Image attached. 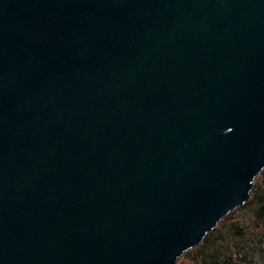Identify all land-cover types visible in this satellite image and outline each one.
Segmentation results:
<instances>
[{"label": "water", "instance_id": "95a60500", "mask_svg": "<svg viewBox=\"0 0 264 264\" xmlns=\"http://www.w3.org/2000/svg\"><path fill=\"white\" fill-rule=\"evenodd\" d=\"M264 170V0H0V264H178Z\"/></svg>", "mask_w": 264, "mask_h": 264}, {"label": "trees", "instance_id": "16d2710c", "mask_svg": "<svg viewBox=\"0 0 264 264\" xmlns=\"http://www.w3.org/2000/svg\"><path fill=\"white\" fill-rule=\"evenodd\" d=\"M263 171L240 208L241 215L224 218L202 243L183 255L187 263L182 264H264Z\"/></svg>", "mask_w": 264, "mask_h": 264}, {"label": "rangeland", "instance_id": "374dc122", "mask_svg": "<svg viewBox=\"0 0 264 264\" xmlns=\"http://www.w3.org/2000/svg\"><path fill=\"white\" fill-rule=\"evenodd\" d=\"M264 172V171H263ZM261 176V174L260 175H258L257 177H256V179H255V182H256V180L259 178ZM241 208V207H240ZM240 208H238V209H236L235 211H233L232 213H230L227 217H230L231 215L233 216H240L241 215V210H240ZM227 217H225V218H227ZM223 221V220H222ZM221 221V222H222ZM190 250H193V248L192 249H190ZM190 250H188L185 254H184V256L188 253V252H190ZM184 256H182L181 258H180V260H179V262H178V264H182V263H187L186 261V259L184 260L183 258H184Z\"/></svg>", "mask_w": 264, "mask_h": 264}]
</instances>
